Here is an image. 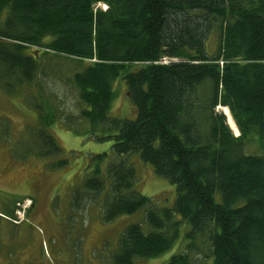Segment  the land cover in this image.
<instances>
[{
	"label": "trees",
	"instance_id": "16d2710c",
	"mask_svg": "<svg viewBox=\"0 0 264 264\" xmlns=\"http://www.w3.org/2000/svg\"><path fill=\"white\" fill-rule=\"evenodd\" d=\"M57 60L74 64L62 82L88 135L112 143L86 187L106 222L144 212L149 228L128 226L111 264L177 246L166 264H264V152L248 147L264 143V0H0V91L26 89L42 156L63 168L47 130L59 111L41 82ZM122 91L135 120L111 116ZM134 155L176 187L174 208L135 191Z\"/></svg>",
	"mask_w": 264,
	"mask_h": 264
},
{
	"label": "rangeland",
	"instance_id": "374dc122",
	"mask_svg": "<svg viewBox=\"0 0 264 264\" xmlns=\"http://www.w3.org/2000/svg\"><path fill=\"white\" fill-rule=\"evenodd\" d=\"M95 10L105 12L107 8L98 4ZM73 66L57 60L41 77L42 85L51 90L48 97L59 111L58 122L47 130L62 149L57 160L68 162L63 168L53 167L55 158L42 156L43 143L37 135L42 127L28 107L26 89L14 96L0 91V212L16 211L13 218L0 214V264H111L128 226L141 224L145 231L149 230L144 212L106 222L102 198L94 197L86 187V182L95 178L94 156L107 153L113 160L112 143H98L88 135L90 127L87 129L80 118L77 93L62 82L74 73ZM50 69L60 71L51 74ZM225 111L217 112L226 114ZM111 116L136 119L133 105L123 91ZM231 122L233 125L228 122L229 125L239 136L236 124ZM248 146L250 152H264V143L253 141ZM107 160L100 164L104 179ZM130 163L137 172L135 191L150 198L157 208H174L176 187L148 169L139 155H134ZM178 249L179 246L157 259H138L135 264H166Z\"/></svg>",
	"mask_w": 264,
	"mask_h": 264
},
{
	"label": "bare ground",
	"instance_id": "6f19581e",
	"mask_svg": "<svg viewBox=\"0 0 264 264\" xmlns=\"http://www.w3.org/2000/svg\"><path fill=\"white\" fill-rule=\"evenodd\" d=\"M226 112V114H227V116H230V114H229V112L226 110L225 111ZM232 120V119H231ZM231 120H230V118H229V122H230V124H232L233 125V123L231 122ZM236 131V130H235ZM249 147V146H248Z\"/></svg>",
	"mask_w": 264,
	"mask_h": 264
}]
</instances>
